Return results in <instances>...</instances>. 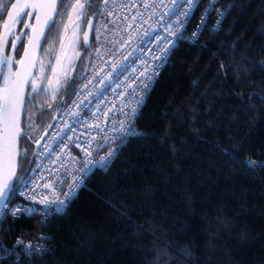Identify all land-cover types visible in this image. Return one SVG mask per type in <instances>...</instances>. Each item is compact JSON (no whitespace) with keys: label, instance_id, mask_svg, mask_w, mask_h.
<instances>
[{"label":"trees","instance_id":"trees-1","mask_svg":"<svg viewBox=\"0 0 264 264\" xmlns=\"http://www.w3.org/2000/svg\"><path fill=\"white\" fill-rule=\"evenodd\" d=\"M209 1L199 2L188 34ZM12 2L0 0V29ZM94 4L99 7L100 0ZM60 5L58 13L65 10ZM220 10L225 17L214 30ZM88 11L82 34L97 12ZM60 16L39 63L51 65L58 55ZM79 39L77 51L83 52L73 75L74 62L58 89L44 82L41 90L28 92L14 183L31 162L34 143L73 96L67 84L75 80L76 89L84 72L90 49L83 50L82 35ZM221 64L230 65L223 75ZM259 65H264V0H219L199 42L176 46L136 121L144 135L128 138L109 170H94L67 209L45 223L2 212L0 252L13 248L16 238L47 239L39 255L14 249L0 264H183L177 253L184 248L192 253L191 264H264V68ZM248 160L258 166L249 167Z\"/></svg>","mask_w":264,"mask_h":264},{"label":"built area","instance_id":"built-area-1","mask_svg":"<svg viewBox=\"0 0 264 264\" xmlns=\"http://www.w3.org/2000/svg\"><path fill=\"white\" fill-rule=\"evenodd\" d=\"M218 1H209L198 26L203 19L204 27L213 10L209 5L214 7ZM198 4L193 0H100L93 17L91 48L84 72L70 101L35 148L26 172L15 183L14 200L3 209L11 219L36 217L45 223L61 214L47 209L65 200L63 193L69 185L80 184L86 172L90 175L97 170V161L107 159L109 152L121 145L131 110L139 108L137 102L141 98L146 101L148 95L145 96L141 81L151 77L148 82L153 88L164 68L157 66L162 63L165 49L173 43L176 48L183 41H177V34L183 33L184 40L191 41L198 27L190 34L187 27ZM221 13L226 12L217 11L214 30L219 29L225 17ZM154 70L159 74L155 75ZM81 188H75L76 196ZM21 208L25 211H16ZM46 239L43 234L30 239L16 238L13 248L0 252V263L8 260L14 249L30 257L33 255L27 252L34 247L35 255H39L46 250ZM14 256L18 261L19 255Z\"/></svg>","mask_w":264,"mask_h":264},{"label":"snow or ice","instance_id":"snow-or-ice-1","mask_svg":"<svg viewBox=\"0 0 264 264\" xmlns=\"http://www.w3.org/2000/svg\"><path fill=\"white\" fill-rule=\"evenodd\" d=\"M187 2V0H186ZM194 3H199L200 0H193ZM61 9H66V7L70 6L75 9L76 5H65L63 0H61ZM12 8H16L15 4L11 5ZM52 10V13H55L56 15H63L64 12H56L57 5L55 2H52L47 5ZM81 11V16L86 14L83 12L84 5L80 4L79 5ZM210 8L214 7L212 4L209 5ZM88 8L93 10L94 12L98 10V5L94 4V0H89L88 3ZM9 18L11 19V13H8ZM27 15V14H26ZM205 15H208V10H205ZM221 15H225V13H221ZM3 16L0 15V19H2ZM51 21V23H49ZM19 23H23V21H18ZM220 21H217V25H219ZM27 26V25H25ZM45 26L48 27L49 33L52 31L56 30L58 24L57 21L53 19V16L49 14L45 20ZM5 27L7 28V24H5ZM202 28H203V19L202 23L200 26H198L197 31L193 34V37L191 39V43H198L201 36H202ZM20 37L17 35L15 37V40L11 44V49L14 53V50L16 48V40H19ZM184 34L179 33L177 34V41L184 40ZM7 43V42H5ZM85 44H87V36H85ZM23 47V45H21ZM175 52V43L170 48L165 49V55L162 58V63L161 65L157 66V68L165 66L171 56ZM28 56V52H24V57ZM217 59L219 58L218 56L216 57ZM13 62L17 64H24V59L20 60H15V56L13 55H5L3 58H0V77H2V84H0V136H2L3 139V145L6 153L9 154H16V149H17V141L18 138H21L23 136V131L21 128V120H20V115L23 110L24 104H25V98L22 95L23 93V88L24 85L28 83L27 79H23L21 77V73L19 71L13 73L12 72V64ZM257 66L255 63L253 67ZM260 67L264 68V65H259ZM230 65H224L221 64L220 68L218 69L219 73L223 75L226 71L227 68H229ZM147 71V69H145ZM247 71V70H245ZM122 74V73H121ZM154 74L158 75L159 72L157 70H154ZM141 75H144V72H141ZM138 79V77H137ZM151 77H146L145 81H141L142 84H144V94L145 96L151 91V84L148 81H151ZM75 80H71L67 84V94L70 97L75 89ZM32 92H37V88L35 85L32 87ZM35 99V97H32ZM255 97H249V100H253ZM139 108H133L131 110V115L129 116L128 119V130L125 132L124 137L121 138V145L118 146L115 150L109 152L108 158L104 159L101 158L100 161H97L95 167L98 170H109L112 162L116 158L117 153L120 151V148L125 144L128 138L130 137H135L139 135H144L143 133H140L136 127V121L138 120L139 116L141 115L140 108L144 106L145 100L141 98L138 102ZM125 115H128L127 113ZM26 147V142L25 145ZM27 153L25 152L24 155ZM247 165L251 168L257 167V162L253 160H248ZM89 178V174L86 172L85 175L82 177L81 183L76 184L75 182L73 185L68 186V191L64 192L63 195L65 197V200H61L58 205L54 207H49L47 211L52 212L54 214L56 213H62L64 209L70 204L75 198H76V192L75 188L76 187H84L86 186V180ZM5 191L0 194V207L4 208L5 210L10 206L11 202V196L12 194L15 193L16 191V185L13 183L12 185H5ZM16 211L24 212V209H17ZM36 211V210H32ZM137 227H141L137 225ZM18 244L21 243L20 241L17 242ZM27 252V249H25ZM43 251V250H40ZM36 249L33 247L31 252H27L28 255H35ZM182 261L183 264H191V258H192V253L189 249L184 248L180 249L179 252L177 253Z\"/></svg>","mask_w":264,"mask_h":264},{"label":"water","instance_id":"water-1","mask_svg":"<svg viewBox=\"0 0 264 264\" xmlns=\"http://www.w3.org/2000/svg\"><path fill=\"white\" fill-rule=\"evenodd\" d=\"M61 0H13L12 4L16 5V8H12L11 5L9 6L5 17L3 19V22L1 24L0 29V58H3L5 55H11V47L10 51L7 53V46L10 39V35H8L9 30L15 23L18 21H23L25 19V24L23 28L21 29V41H24L20 56L18 60L24 59V64H12V72L15 73L19 71L21 73V77L23 79H27L28 83L24 85L23 93L22 95L25 98V104L27 95L29 92V88L31 85V82L35 76V73L38 68L39 59L41 50L43 47V44L45 42V39L48 34V27L45 26V20L49 14L53 16V19L55 20L57 15L55 13H52V10L47 7L48 4L55 2L57 5L56 12L58 13V7ZM8 13H11V19L9 18ZM27 14V15H26ZM51 23V21H49ZM5 24H7V28L5 27ZM27 25V26H25ZM92 25H93V19L89 20V23L86 27L85 32L82 34V45L83 50L90 49L91 46V36H92ZM28 32L27 37L25 38V32ZM7 37V40L5 45H3L4 38ZM85 36H87V44L84 43ZM28 52V56L24 57V52ZM82 52H78L76 55L74 65L70 72V77L73 75L76 66L82 56ZM25 104L23 107V110L20 115L21 120V128L23 124V115H24V109ZM46 133H44L41 138L37 141L35 144V148H37L41 142V140L45 137ZM19 143L20 138H18L17 141V149L16 154H9L5 152L4 145H3V139L2 136H0V194H2L6 189L5 185H12L15 181L16 177V171H17V163H18V157H19ZM2 207H0V215L3 212Z\"/></svg>","mask_w":264,"mask_h":264},{"label":"rangeland","instance_id":"rangeland-1","mask_svg":"<svg viewBox=\"0 0 264 264\" xmlns=\"http://www.w3.org/2000/svg\"><path fill=\"white\" fill-rule=\"evenodd\" d=\"M65 5H76L75 9L68 6L63 11L64 14L60 16L61 23L64 22V28L61 35V40L59 44V52L55 60L51 63L48 62H41L38 65L37 71L35 73V78L31 82V87L29 90L32 92V87L35 85L37 90H41L44 87V82L46 83V88L56 90L60 87L62 80L64 77L67 76V73L69 71L70 65L75 61L76 55L78 54V46H79V38L80 35H82L81 30L84 22V18L86 17L88 11V7L86 5V0H72L64 1ZM80 4H83L85 7L83 9V12L86 13L81 16V9L79 7ZM20 23L17 22L16 31L15 33H12L9 39V44L6 47L7 53L10 51V47L12 44V41L14 38L19 35L20 39L18 40V43L16 45V48L11 52V55L14 54L15 60H18L16 58L17 50L21 45L24 44V42H19L21 40L22 34L21 29L23 28L25 24V19L23 20V23L19 25ZM19 26V27H18ZM28 32H25V38L27 37ZM21 52V51H20ZM49 59V58H48ZM14 65L17 63L13 62ZM0 84H2V77H0ZM23 131V130H22Z\"/></svg>","mask_w":264,"mask_h":264},{"label":"bare ground","instance_id":"bare-ground-1","mask_svg":"<svg viewBox=\"0 0 264 264\" xmlns=\"http://www.w3.org/2000/svg\"><path fill=\"white\" fill-rule=\"evenodd\" d=\"M23 1H24V0H23ZM31 3H32V0H31ZM19 25H20V24H19ZM16 26H17V23H15V24L13 25V27L10 28L8 35L11 36L12 33H15V31H16ZM18 27H19V26H18ZM81 34H82V33H81ZM8 35L4 38V40H3V45H5V42H6V40H7ZM14 40H15V38H14ZM14 40H13V41H14ZM13 41H12V43H13ZM9 43H10V42H9ZM9 43H8V44H9ZM15 43H16V45H17L18 40H16ZM11 51H12V50H11ZM38 65H39V64H38ZM34 78H35V77H34ZM34 78H33V79H34ZM30 87H31V86H30ZM28 94H29V93H28ZM27 97H28V96H27ZM1 215H2V214H1Z\"/></svg>","mask_w":264,"mask_h":264},{"label":"flooded vegetation","instance_id":"flooded-vegetation-1","mask_svg":"<svg viewBox=\"0 0 264 264\" xmlns=\"http://www.w3.org/2000/svg\"><path fill=\"white\" fill-rule=\"evenodd\" d=\"M68 1H71V0H68ZM63 2H64V0H63ZM60 3H61V1H60ZM60 3H59V4H60ZM88 3H89V2L86 3L87 7H88ZM88 9H89V8H88ZM88 50H89V49H88Z\"/></svg>","mask_w":264,"mask_h":264}]
</instances>
